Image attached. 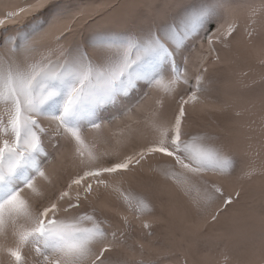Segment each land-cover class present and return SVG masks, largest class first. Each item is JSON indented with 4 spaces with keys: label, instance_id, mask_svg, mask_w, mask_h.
Instances as JSON below:
<instances>
[{
    "label": "snow or ice",
    "instance_id": "6c2138e0",
    "mask_svg": "<svg viewBox=\"0 0 264 264\" xmlns=\"http://www.w3.org/2000/svg\"><path fill=\"white\" fill-rule=\"evenodd\" d=\"M258 16L264 0L259 9L241 0L0 6V254L8 264H146L154 226L175 223L178 236L196 240L235 218L243 182L264 176V79L231 99L211 94L238 37L264 68ZM195 121L204 123L193 132ZM237 167L239 185L228 189ZM152 180L174 185L183 209L148 187ZM259 222V251L244 264H264V201ZM166 254L201 264L187 251ZM217 264L240 262L224 254Z\"/></svg>",
    "mask_w": 264,
    "mask_h": 264
},
{
    "label": "trees",
    "instance_id": "16d2710c",
    "mask_svg": "<svg viewBox=\"0 0 264 264\" xmlns=\"http://www.w3.org/2000/svg\"><path fill=\"white\" fill-rule=\"evenodd\" d=\"M120 2L121 6H124L129 3V0H120ZM10 3H19V0H0V6L6 8ZM241 3L259 9L261 0H241ZM20 6L23 5L21 4ZM245 22L244 15H242L240 19L241 25ZM257 22L258 25L264 22V17L258 16ZM228 56L234 63L227 70L216 74V84L211 94V99L213 100L231 99L239 91L243 90L245 82L255 80L259 86L261 80L264 79V68L259 67L250 59L245 42L243 39L240 41V37L234 42ZM244 72L248 73L247 81H243V78L238 80L239 74ZM181 94H183V91ZM244 118H247V114H245ZM203 123L204 121H195L191 124L189 130L194 132ZM259 163L260 161H257L258 165ZM243 164L244 162H241L240 166H243ZM238 176L239 167H237V171L233 173V176L224 182L226 188L231 189L234 186H238ZM231 183H234V185ZM243 183L246 192L237 206L239 211L234 213L235 218L229 216L223 226L210 230L200 240H195L193 244L190 243V240H183L177 235L178 226L175 223H170L166 226H154V235L150 238L152 242L151 249L146 250L143 256L146 264H153L157 261L156 256H158V253H160L163 264H174L166 254L169 249L186 251V248L194 246H198L199 251L193 254L189 250L187 252L190 259L201 262V264H204L207 260L212 261L213 256H215V259L212 261V264H217V261L221 260L224 254L233 261L240 262V264H244L245 261L249 260L254 253L259 251L261 245L262 229L259 222V209L262 201H264V176L257 175ZM147 186L154 191L167 193L171 198V202L181 210L183 209L185 202L175 195V188L171 183L165 184L162 180H152ZM157 204H159V201H157ZM133 239L139 240L140 234H137ZM5 240L7 242L6 237ZM164 244L168 245L165 247ZM250 250H253V252H250ZM128 258L129 260L133 259L131 256ZM135 258H141L139 253H137ZM0 261L3 264H8L6 253L0 254Z\"/></svg>",
    "mask_w": 264,
    "mask_h": 264
},
{
    "label": "rangeland",
    "instance_id": "374dc122",
    "mask_svg": "<svg viewBox=\"0 0 264 264\" xmlns=\"http://www.w3.org/2000/svg\"><path fill=\"white\" fill-rule=\"evenodd\" d=\"M15 4H17V3H10L9 5H15ZM241 40H242V37H240V41H241ZM231 184L234 185V183H231ZM200 238H201V237H199V238L196 239V240H200ZM6 239L8 240L9 238L6 237ZM194 241H195V240H190V243L193 244ZM5 243H6V240H5ZM198 243H199V242H198ZM166 245H168V244H164L165 247H166ZM185 250H186V251L189 250L190 253H192V254H193L194 252L199 251V250H198V246H194V247H192V248L189 247L188 249L186 248ZM250 252H253V250H250ZM22 255H23V253H22ZM130 256L132 257L131 254H129V257H130ZM132 258H133V257H132ZM156 259H157V261H155L153 264H157V262H158V264H163L162 261H161L160 253H158V256H156ZM214 259H215V256L212 257V261H213ZM170 260H171L172 263H174L175 258H171ZM212 261H211V260H207L204 264H209V263L212 264Z\"/></svg>",
    "mask_w": 264,
    "mask_h": 264
}]
</instances>
